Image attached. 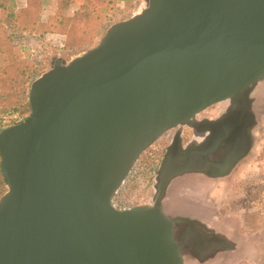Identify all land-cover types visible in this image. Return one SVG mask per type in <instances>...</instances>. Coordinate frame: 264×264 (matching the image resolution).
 Segmentation results:
<instances>
[{"label":"water","instance_id":"water-1","mask_svg":"<svg viewBox=\"0 0 264 264\" xmlns=\"http://www.w3.org/2000/svg\"><path fill=\"white\" fill-rule=\"evenodd\" d=\"M263 83L264 0H148L57 60L32 84L30 117L0 133V264H186L187 245L200 257L203 240L179 234L190 220L163 205L188 170L163 165L151 204L113 200L148 148L209 107L239 100L254 129Z\"/></svg>","mask_w":264,"mask_h":264},{"label":"rangeland","instance_id":"rangeland-1","mask_svg":"<svg viewBox=\"0 0 264 264\" xmlns=\"http://www.w3.org/2000/svg\"><path fill=\"white\" fill-rule=\"evenodd\" d=\"M146 4L148 0H5V10L0 5V128L5 129L4 118L17 116L24 121L30 117L26 93L30 95L32 84L57 60L70 62L97 47L108 29L131 19ZM90 12L94 16L91 26L95 37L89 41L72 44L67 35L46 33L42 26L50 18H56L67 27L78 15ZM258 94L254 105L257 125L253 148L232 176L196 181L193 185L183 182L167 192L163 202L167 213L168 203L178 208L175 215L181 216H186L187 211L181 210L179 203L196 206L197 215L205 221L215 220L210 229L217 230L231 245L230 250L219 249L206 257L190 258L186 264H264V83ZM219 107L220 104L210 107L208 116ZM178 129L182 126L168 131L140 156L115 196L117 208L151 204L163 156L156 148L167 145L168 136ZM7 191L0 178V199ZM226 227H233V232L228 233ZM188 251L195 252L193 246Z\"/></svg>","mask_w":264,"mask_h":264},{"label":"flooded vegetation","instance_id":"flooded-vegetation-1","mask_svg":"<svg viewBox=\"0 0 264 264\" xmlns=\"http://www.w3.org/2000/svg\"><path fill=\"white\" fill-rule=\"evenodd\" d=\"M219 104L221 107L214 110L212 115L208 116L209 107L195 120L197 124L185 126L191 129L185 130L183 129L185 127L178 129L168 136L167 145L160 144V148H156L163 154L161 167L166 164L176 170H188L176 178L169 188L183 185V182L192 184L196 181H217L230 177L250 155L253 148L251 139L254 136V129L251 127L252 111L239 100ZM224 174L227 175L223 176ZM166 207L169 211L175 212L174 216H180L175 215L177 209L172 203H168ZM186 211L184 217L190 221L183 223L186 227L179 234L185 239L187 232L192 231L193 234L195 232L198 240H203L199 248L201 256L206 257L214 251L223 249L224 244L228 248L223 250L231 249L225 237L219 235L217 230L210 229L215 220L205 221L197 213L191 214L189 209ZM191 246L187 245V250H191Z\"/></svg>","mask_w":264,"mask_h":264},{"label":"trees","instance_id":"trees-1","mask_svg":"<svg viewBox=\"0 0 264 264\" xmlns=\"http://www.w3.org/2000/svg\"><path fill=\"white\" fill-rule=\"evenodd\" d=\"M4 1L5 0H0V5H1V8H3V10H5V7L3 5ZM120 1L133 2L134 0H120ZM37 19L40 20L39 17ZM93 20H94V16L90 12L86 16H79L78 15V17L75 18V21L72 23L70 22V24L67 27L65 26V24L63 25V23H64L63 20H61V22H60L61 24H60L56 21V18H50L47 21V23H44L42 26L45 29L46 33H49V34L58 33V34L67 35L70 43L78 44L79 42L89 41L95 37V30L91 26V24L93 23ZM75 22H77V23H75ZM26 95H27L26 99L28 100V103H27L28 111L31 114L32 110H31V105H30V100H29V94L26 93ZM3 130L4 129L0 128V133ZM0 158H1V156H0ZM0 178L4 182L3 175H2V169H1V162H0ZM115 203L116 202H115V198H114L113 204L115 205Z\"/></svg>","mask_w":264,"mask_h":264},{"label":"bare ground","instance_id":"bare-ground-1","mask_svg":"<svg viewBox=\"0 0 264 264\" xmlns=\"http://www.w3.org/2000/svg\"><path fill=\"white\" fill-rule=\"evenodd\" d=\"M146 6H147V4H146ZM146 6H145V8H146ZM144 8V9H145ZM258 89H259V86H256V87H253L252 88V90H251V99H253V101H255V99L257 98V93H258ZM259 95V94H258ZM195 124H197L196 122H195V120H193L190 124H186V125H184V126H194ZM183 127V126H182ZM193 185V184H192ZM179 206L181 207V210H183V211H185V210H187V209H189V212L191 213V214H196V213H198V212H196L197 210H198V208L196 207V206H193V207H191V208H189L187 205H180V203H179ZM177 210H179L178 208H177ZM175 213V212H174ZM173 212H171V211H169L167 214H169V215H171V216H173V214H174ZM223 228V227H222ZM233 228V227H232ZM231 227H226V230H227V232L228 233H232L233 232V229H232ZM224 229V228H223ZM223 229H222V231H223ZM225 230V229H224ZM226 236H227V233H226ZM195 252H193V254H192V256H194L193 258H196L197 256V254L195 253ZM189 256V255H188Z\"/></svg>","mask_w":264,"mask_h":264},{"label":"built area","instance_id":"built-area-1","mask_svg":"<svg viewBox=\"0 0 264 264\" xmlns=\"http://www.w3.org/2000/svg\"><path fill=\"white\" fill-rule=\"evenodd\" d=\"M12 121L14 122V124H11ZM22 122L23 120H19L17 116L10 117V118H4V124H6L5 129L13 127L14 125L16 126Z\"/></svg>","mask_w":264,"mask_h":264}]
</instances>
